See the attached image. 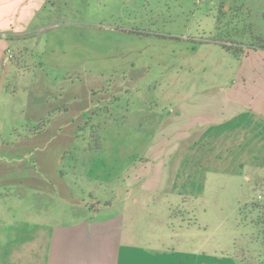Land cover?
Here are the masks:
<instances>
[{"label": "rangeland", "instance_id": "374dc122", "mask_svg": "<svg viewBox=\"0 0 264 264\" xmlns=\"http://www.w3.org/2000/svg\"><path fill=\"white\" fill-rule=\"evenodd\" d=\"M102 1L48 0L55 11L46 27L12 36L5 53L15 67L2 86L12 97L7 112L0 108L7 128L0 151L13 153L16 173L32 171L48 187L23 191L29 210L64 220L74 200L91 209L97 195L108 201L120 192L130 196L127 222L136 214L133 224L152 233L172 264H264L263 141L255 135L254 153L246 156L235 153L236 144L217 156L211 147L206 160L201 147L190 151L197 133L181 138L170 129L181 103L230 83L235 71L233 54L204 46L219 40L239 53L238 44L264 45V0H110L97 11ZM53 23L62 25L52 29ZM75 64L96 71H87L92 78L83 68L67 74L75 68L64 67ZM241 136L234 141L241 144ZM162 155L163 191L139 188ZM139 171L143 179L129 188ZM59 173L67 192L57 188ZM21 180L16 176L14 186Z\"/></svg>", "mask_w": 264, "mask_h": 264}, {"label": "crops", "instance_id": "0c3cea01", "mask_svg": "<svg viewBox=\"0 0 264 264\" xmlns=\"http://www.w3.org/2000/svg\"><path fill=\"white\" fill-rule=\"evenodd\" d=\"M56 1L54 0V2ZM59 1L62 4L68 3L69 0ZM108 1L110 0H104L96 5L97 11H103L105 3ZM115 1L117 2V0ZM54 11L55 3L51 5L48 0H0V108L2 112L4 110L7 112L8 101L12 97L9 91L2 90L4 79L12 76V70L15 67L11 62L6 64L4 59L5 53L11 49L10 46L14 42L12 36L31 34L33 28L39 32L46 27L45 23ZM43 12L47 14L46 20L39 17ZM53 24L52 29L62 25ZM210 43L212 46L204 47L220 48L226 53L230 52L224 49L228 48L224 42L213 40ZM37 44L33 43V47H37ZM233 44L237 46L235 43ZM238 47L240 50L237 57L232 51L230 52L234 56L232 57L237 59L235 71L229 79L230 83L227 82V84L218 87L213 93L201 92L188 97L180 104L178 113L175 112L172 115L173 121H171L170 129H173L177 133L176 135H181V138L188 137L190 139L192 133H197V138L190 140V151L193 152L197 146L201 147L200 158L204 157L206 160L210 159L213 152L214 156H217L219 148L222 155L224 153L222 148L227 144L230 147L225 152H230L236 144L240 149L235 153L238 155L243 152L246 156L248 153H254L253 150L249 152V146H253L256 137L264 143V49L257 48V46L248 47L243 44H238ZM194 54L195 49L186 58L188 59ZM187 64L188 61L185 62V65ZM41 65L42 63H40ZM69 68H75V70H66L67 74L80 73V68H83L82 75L87 78H92L87 74L88 72L93 75L96 71L94 67L86 64L64 67V69ZM60 69L62 68L57 67V71ZM101 72L106 74L110 70ZM73 97L76 98V96ZM121 114L119 109L118 115ZM254 120L257 124L256 129ZM258 128L261 130L259 132L262 137L258 132L255 133ZM5 130H7L6 126L0 124V131ZM238 134L242 135L241 144L234 141ZM255 135L257 136L255 137ZM3 136L4 134L0 133V138ZM155 138L156 134L152 135V139ZM176 145L174 140L171 146L175 147ZM211 147L214 148L213 152L210 150ZM0 152L3 153H0V264L173 263L172 259L168 260V251L163 249L159 252L160 249L156 248L159 246L154 245L155 237L151 232L144 233L143 230L137 228L136 224H133L136 221V214L132 216L131 222H127L129 214L126 212V206L130 196L127 197V195L124 196L118 192L117 196L103 201L95 192L93 194L97 195V202L91 209L86 206L84 201L79 203L78 200L73 199L76 204L71 207L72 212L68 213L69 215H65L67 211L63 214L64 220H49L46 218L45 212L41 216L37 211L29 210L30 207L26 205L29 201H26V198L30 195L28 194L26 197L23 192L29 188H33V191L48 189L44 177L37 176L38 179H34L36 176L32 174V171L16 173L12 164L16 162V158L10 156L13 153L8 151V148ZM192 156V153L187 156L184 163L189 161ZM163 157L164 155L155 156L157 159L156 170H151L153 173L139 188L155 193L163 191V187L158 184L160 181L163 185L166 176L165 168L158 166V163L163 161ZM151 164L154 165V162ZM206 171H210L211 174L216 173L213 169ZM108 173L103 172L107 175ZM61 174H58L60 176L56 174L58 176L56 180H59L61 184V187L57 188L67 192L68 187L66 188L63 183L67 177ZM19 175L23 179L21 180L23 183L15 187L14 179ZM73 177L76 178L75 175ZM143 177V172L132 173V177L128 178L130 181V187H128L131 188L133 181L137 182ZM115 191L117 189H114L112 193ZM113 199L115 200L113 201ZM116 202L119 203L113 204ZM137 202L138 199L134 201L135 206ZM24 205H26L25 211ZM113 210L116 211L113 212Z\"/></svg>", "mask_w": 264, "mask_h": 264}, {"label": "trees", "instance_id": "16d2710c", "mask_svg": "<svg viewBox=\"0 0 264 264\" xmlns=\"http://www.w3.org/2000/svg\"><path fill=\"white\" fill-rule=\"evenodd\" d=\"M263 47H264V45H261V49H264ZM226 50H228V51H230V52L232 51V53L234 54V56H236V57L238 56V53L235 52V51H233L232 48H226Z\"/></svg>", "mask_w": 264, "mask_h": 264}]
</instances>
